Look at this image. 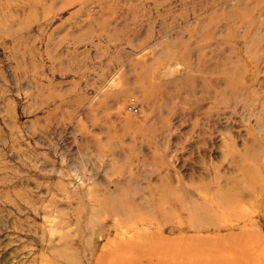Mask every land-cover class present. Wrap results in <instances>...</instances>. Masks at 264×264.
Returning a JSON list of instances; mask_svg holds the SVG:
<instances>
[{"label": "rangeland", "instance_id": "obj_1", "mask_svg": "<svg viewBox=\"0 0 264 264\" xmlns=\"http://www.w3.org/2000/svg\"><path fill=\"white\" fill-rule=\"evenodd\" d=\"M225 259L264 264V0H0V264Z\"/></svg>", "mask_w": 264, "mask_h": 264}, {"label": "bare ground", "instance_id": "obj_2", "mask_svg": "<svg viewBox=\"0 0 264 264\" xmlns=\"http://www.w3.org/2000/svg\"><path fill=\"white\" fill-rule=\"evenodd\" d=\"M225 239H227V238H225ZM243 241H244V239H239V240L237 241L238 244L236 243L237 246H241L242 243L244 244ZM221 242H222V241H221ZM222 243H224V242H222ZM222 243H220V244H222ZM201 245L204 246V244H201ZM207 245H208V244H207ZM218 245H219V244H218ZM199 247H200V246H199ZM204 247H205V246H204ZM203 250H204V248H203V247H202V248L200 247L199 249L196 250L197 252H195V254L197 253V254L200 255V256L206 255L205 253H202ZM201 251H202V252H201ZM212 257H213V256H212ZM217 257H218V255H217L216 257H213V258H217ZM221 260H222V259H221ZM221 260H219V261H221ZM225 261L229 262L230 260L228 261V259H227V260L225 259ZM216 262H217V261H216ZM222 262H223V264H227V262H225V263H224V261H222ZM231 262H232V260H231ZM229 263H230V262H229ZM200 264H206V263H200ZM230 264H231V263H230Z\"/></svg>", "mask_w": 264, "mask_h": 264}]
</instances>
